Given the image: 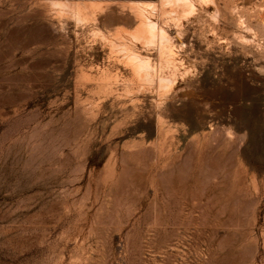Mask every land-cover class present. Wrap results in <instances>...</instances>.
I'll return each instance as SVG.
<instances>
[{
    "label": "rangeland",
    "instance_id": "1",
    "mask_svg": "<svg viewBox=\"0 0 264 264\" xmlns=\"http://www.w3.org/2000/svg\"><path fill=\"white\" fill-rule=\"evenodd\" d=\"M132 1L0 0V264H264V0L157 15L175 90L117 54L159 61Z\"/></svg>",
    "mask_w": 264,
    "mask_h": 264
},
{
    "label": "bare ground",
    "instance_id": "2",
    "mask_svg": "<svg viewBox=\"0 0 264 264\" xmlns=\"http://www.w3.org/2000/svg\"><path fill=\"white\" fill-rule=\"evenodd\" d=\"M77 4H78L77 6H74V10L76 11V15H78L79 17L77 18V20L79 19L80 22L81 21L82 22L96 21L98 14L105 11V9L109 5L104 2H93V1L92 2L89 1L88 4L86 3L80 4V2L79 3L77 2ZM211 4L213 5L216 3L214 2V0H159V3H155L152 1H132L130 2L128 7L131 13L135 16L136 20H138V27L136 26V30L129 32L130 37L135 43H141L144 46V48H146V50L148 51L151 48L154 49V47H157L159 61L157 64H154L152 62L151 57L143 56L139 52V50L133 51L128 46L124 47V44L121 46L116 44V46H118L116 48L121 49V51L119 52L118 50L116 51L118 52L117 54H120V52L122 53L128 52L127 53L128 55H126L128 56L126 58V61L128 60V63L126 64H129L132 67L133 73L137 77H139V79L141 78L142 79L141 81H145V82L147 81L149 84H151L155 79H157L158 84L160 86L159 90H163V88L175 90L178 85V80L176 77L177 75L175 73H171L170 67L171 65L177 67V64L180 62V66L184 68L182 66V64H184V61L177 58L176 55H177L178 50L175 44V37H173L170 34V32L166 29V27H162L163 25L162 26L159 25V22L156 20L157 15L163 12L164 15H169L170 17H173L174 21L179 22V23L176 22L179 24V28H180L179 34L176 36V38L180 39L182 38L183 33L185 32L186 28L190 25V23L201 22L200 17L202 16V11L203 10L207 11ZM62 5L64 6V3L60 2L59 4H57V6L59 7L60 6L63 7ZM73 5L74 3L72 4V6ZM167 6L171 8L169 12L163 9V7H167ZM217 9L212 10L211 12V17L213 19H217L219 15V9L218 10ZM240 24H241L240 27H245L246 25L245 20H241ZM122 31L120 32L122 33ZM98 34H101V32ZM124 35L126 36V34ZM101 37H103L104 39H107L104 36H101ZM112 45L114 47L115 45L114 42L112 43ZM184 80H186L185 77H184Z\"/></svg>",
    "mask_w": 264,
    "mask_h": 264
}]
</instances>
